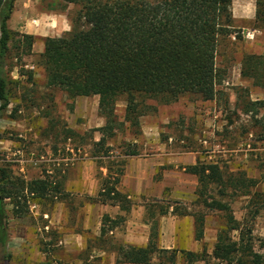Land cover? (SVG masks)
I'll return each mask as SVG.
<instances>
[{"label":"rangeland","instance_id":"374dc122","mask_svg":"<svg viewBox=\"0 0 264 264\" xmlns=\"http://www.w3.org/2000/svg\"><path fill=\"white\" fill-rule=\"evenodd\" d=\"M255 1L232 0L234 33L219 40L216 66L223 79L216 86L215 100L202 101L193 94L183 95L169 105L147 100L149 109L136 126L123 121L124 98L117 102L115 117L121 125L107 142L109 157L114 158L109 160L113 166L110 178L116 177L121 157L127 151L142 159L165 160L167 156L176 160L161 167L155 178L160 180L163 170L172 171L176 180L174 196L169 187L160 201L137 199L132 201L135 206L147 204L154 209L155 216L160 206H177L178 212L203 211L202 206H195L196 197H192L196 187L191 188L192 176L184 172L187 161H180L186 155L201 163H217L237 176L244 172L248 178L264 181V172L258 169L259 164L264 169V121L258 123L264 110L258 116L242 113L245 102H256L262 94L251 81L240 78L239 67L245 55L264 54V32L253 25ZM77 11L78 7L56 0H15L8 21V28L17 34L12 42L8 74L16 84L11 86L10 106L0 121V168L8 170L14 182L45 181L50 187L45 198L24 192L26 200L21 199L20 206L26 213L21 218L13 217L11 200L2 202L5 237L0 245V264H119L118 247L135 246L131 241L133 235L140 243L144 241L145 229L141 225L149 219L144 211L137 212L133 207L130 213L123 212L120 219L112 214L114 221L105 219L102 209L93 213L95 219H87L80 208L89 200L76 198L70 185L71 170L75 171L79 162L93 159L91 140L100 136L90 132L103 127L105 120L98 114L97 96L76 105L75 98L67 93L47 87L39 57L46 38H60L70 31ZM23 35L34 37L27 56L22 54ZM94 175L98 185L100 170ZM260 189L264 191V185ZM235 192L230 204L235 218L240 220L246 213V199L240 191ZM205 214L202 241L195 243L191 242V223L187 219L173 215L172 209L158 218V248L165 250L170 244V250L195 254L206 249L202 261L191 262L178 254L175 264H222L212 259L211 253L223 220L213 211ZM114 222H118L116 231L110 234ZM251 227L256 239H264V209ZM74 235L79 241L73 240ZM233 235L237 236L236 232Z\"/></svg>","mask_w":264,"mask_h":264},{"label":"trees","instance_id":"16d2710c","mask_svg":"<svg viewBox=\"0 0 264 264\" xmlns=\"http://www.w3.org/2000/svg\"><path fill=\"white\" fill-rule=\"evenodd\" d=\"M56 1L76 6L78 11L69 32L60 38L44 40L40 64L46 74L47 87L57 88L72 98L98 97V114L104 118L105 125L90 132L100 136L97 142L91 140L93 157L100 161L110 158L107 142L121 125L115 117V107L121 97L126 103L123 121L131 126H136L149 109L147 100L169 105L186 94L196 95L202 101H213L217 97L216 86L223 79L216 66L218 44L221 38L234 33L232 0ZM14 2L0 0V121L10 106L11 86L16 84L8 75L12 42L17 36L8 28ZM253 25L264 32V0L255 1ZM22 39L25 48L22 54L27 56L34 37L23 35ZM239 64L240 77L262 91V99L245 102L242 113L258 116L264 110V54L245 55ZM263 121L264 115L258 123ZM78 137L84 139V136ZM123 155L136 153L127 151ZM123 164L121 161L116 177L102 180L92 202L120 205L123 211H130L129 200L116 190ZM258 167L263 173L261 164ZM184 172L197 179L195 206H202L203 211L178 212L174 206L172 214L194 219V237L198 242L204 235L205 213L220 214L223 226L217 232L211 258L222 264H264V239H256L251 227L264 209V191L260 189L264 181L248 178L244 172L237 176L217 163L198 162L186 167ZM49 187L45 181L14 182L9 171L0 168V202L12 201L14 218L26 213L20 206L21 199L26 200L24 192L45 198ZM235 191H240V196L246 199V213L240 220L235 218L230 204ZM147 212L150 231L146 246L118 247L117 263L175 264L178 254L191 262L204 260L205 248L200 254L158 248V220L154 209L149 208ZM167 213L168 208H158V217Z\"/></svg>","mask_w":264,"mask_h":264},{"label":"crops","instance_id":"0c3cea01","mask_svg":"<svg viewBox=\"0 0 264 264\" xmlns=\"http://www.w3.org/2000/svg\"><path fill=\"white\" fill-rule=\"evenodd\" d=\"M235 19V17L233 18ZM44 46L40 53H43ZM240 67V64H239ZM241 78V77H240ZM242 79V78H241ZM261 91V90H260ZM262 94V91H261ZM90 97H76L75 98V104L76 105H83L87 103L88 99ZM98 134V133H97ZM99 139H93L94 142H97ZM95 161L93 162V159H86L83 160L81 163L79 162L75 168L71 170L73 172L72 179L70 181L71 187H73L75 190V194H73L76 198L80 199L81 196L82 198H86V200L91 201L96 199L97 194L100 190V185L102 180L105 178H109L111 175V170L113 168L112 164H110L109 160H113L114 158L112 157L111 159H106V160H101L96 159L95 157H92ZM124 162L123 164V170L122 174L120 176L119 184L116 186V190L127 197L131 204V210H137L139 212L140 210L144 211V215L149 217L147 209H153L151 206H148L147 204L143 207L140 205H134L132 201H135L137 199H152L155 201H160L162 198L165 196V192L169 189V187L173 188V196L175 194V186H176V180L174 179L175 174L172 171L163 170L162 175L160 176V180H157V174L161 170V167H164V165H170L175 163L174 158H169L165 157L167 159L161 160L160 158H153V159H142L141 157L134 155V156H124L121 157ZM115 159H120V156H116ZM187 161V167L188 166H193L196 163H198V160L192 155H186L180 159ZM100 170V176H99V182L97 185V179L95 177V172L96 170ZM185 170V168H184ZM76 173V176L74 178V174ZM189 175V174H187ZM192 176V175H190ZM170 183L172 184L170 186ZM197 179L192 176L191 177V188L195 190V187L197 188ZM195 192H192V197L195 196ZM96 194L95 197H93ZM88 201L87 204L83 205V208H80L81 210H84L86 212V218L93 217V213H95L96 210L104 211V215H106L105 219H112V214L116 215L117 218L120 216H123L124 213H130L123 211V209L120 207V205H103L100 203H94L91 201V203ZM173 208H168V213L169 210ZM124 212V213H123ZM155 213V212H154ZM166 216V215H164ZM155 219L158 220V215L154 216ZM116 218V219H117ZM191 223V234H192V239L191 242L195 243V237L194 235V219L190 216L183 217ZM120 219V218H119ZM110 221V220H109ZM115 221V220H114ZM191 221V222H190ZM150 220H146L141 226L143 227L144 230V241L141 243L138 240V237L136 235H133L132 237V244L135 245L134 247H144L146 246L148 239H149V231H150ZM115 223V222H114ZM113 223V226H114ZM118 224V223H117ZM117 226V225H116ZM116 226L114 228L111 227L110 234L116 231ZM136 227V226H135ZM162 234V232H161ZM74 241H79V238L74 235L73 237ZM197 242V241H196ZM140 243V244H139ZM143 243V244H142ZM166 249H172L170 244H167ZM173 247V246H172ZM164 249V248H161ZM165 249V250H166Z\"/></svg>","mask_w":264,"mask_h":264},{"label":"flooded vegetation","instance_id":"af4514ba","mask_svg":"<svg viewBox=\"0 0 264 264\" xmlns=\"http://www.w3.org/2000/svg\"><path fill=\"white\" fill-rule=\"evenodd\" d=\"M2 203L0 202V213L2 214ZM5 227H4V220H1L0 216V245L4 244V237H5Z\"/></svg>","mask_w":264,"mask_h":264},{"label":"water","instance_id":"95a60500","mask_svg":"<svg viewBox=\"0 0 264 264\" xmlns=\"http://www.w3.org/2000/svg\"><path fill=\"white\" fill-rule=\"evenodd\" d=\"M0 216H1V220L3 221V220H4L3 212H2V214L0 213ZM4 234H5V233H4Z\"/></svg>","mask_w":264,"mask_h":264},{"label":"built area","instance_id":"2783aa9c","mask_svg":"<svg viewBox=\"0 0 264 264\" xmlns=\"http://www.w3.org/2000/svg\"><path fill=\"white\" fill-rule=\"evenodd\" d=\"M247 39V38H246ZM248 39H251V38H248Z\"/></svg>","mask_w":264,"mask_h":264}]
</instances>
